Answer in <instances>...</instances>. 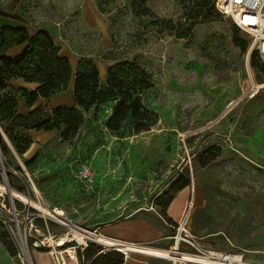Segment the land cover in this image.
I'll list each match as a JSON object with an SVG mask.
<instances>
[{"label": "rangeland", "instance_id": "rangeland-1", "mask_svg": "<svg viewBox=\"0 0 264 264\" xmlns=\"http://www.w3.org/2000/svg\"><path fill=\"white\" fill-rule=\"evenodd\" d=\"M83 1L12 0L10 10L30 33L46 32L73 71L82 60L96 67L134 60L148 75L155 123L120 137L106 128L114 106L108 103L85 114L67 138L53 131L36 143L35 130L24 132L35 146L30 159L17 154L0 129L10 153L4 157L0 144V184L6 181L32 200L38 195L43 206L92 232L159 214L188 181L184 191L192 194L193 207L186 229L200 249L264 264V65L247 59L246 35L214 7L201 8L200 0H92L101 28L82 16ZM235 37L247 43L245 51ZM4 93L19 96L15 89ZM61 94L70 105L61 107L75 106L70 90ZM1 196L9 210L8 196ZM46 222L45 236L70 234L54 220ZM0 234L11 242L3 227ZM131 244L128 257L171 264L157 255L170 244Z\"/></svg>", "mask_w": 264, "mask_h": 264}, {"label": "trees", "instance_id": "trees-1", "mask_svg": "<svg viewBox=\"0 0 264 264\" xmlns=\"http://www.w3.org/2000/svg\"><path fill=\"white\" fill-rule=\"evenodd\" d=\"M200 6L207 12L212 7L215 9L214 0H200ZM234 42L242 51L247 49L244 40L235 37ZM21 44H26V47L17 57L2 55L4 51ZM255 59L258 60L252 54L250 60L253 66ZM13 79H21L25 83L36 84L37 87L32 91H17L19 96L4 93L11 90L7 83ZM104 81L102 84L98 69L90 60H82L73 71L46 32L39 31L30 36L24 28H5L0 35V129L17 154L22 155L31 145V141L23 135L24 132L58 131L62 138H67L83 124L85 114L97 111L108 103H113L114 106L106 128L120 137L138 134L154 125L155 120L147 104L151 85L141 66L134 60L113 63L108 68ZM71 82L74 107L49 109L45 105H39L25 116L18 114L17 98H22L26 108L30 109L39 99L46 100L64 92ZM0 144L3 156H9L1 137ZM17 171L20 172L19 169ZM188 185V181H183L175 190L161 207V217L165 216L174 196ZM4 237V234H0L1 242L11 255H15L12 243ZM101 251L102 248H96L94 255L86 261L92 260L91 264H122L124 261V257L116 251Z\"/></svg>", "mask_w": 264, "mask_h": 264}, {"label": "crops", "instance_id": "crops-1", "mask_svg": "<svg viewBox=\"0 0 264 264\" xmlns=\"http://www.w3.org/2000/svg\"><path fill=\"white\" fill-rule=\"evenodd\" d=\"M12 0H0V35L1 31L5 28H24L28 31L26 26H23L18 20L13 17L11 13ZM80 11L82 16L87 19L91 26L102 27L98 20L96 4L92 0H85L82 2ZM30 33V36L36 34ZM26 47V44L14 46L2 53V55L14 58L21 54ZM60 54V50H59ZM62 57H65L63 55ZM111 64H103L101 67H97L99 77L101 81L105 80L106 72ZM7 85L11 89L16 91L26 90L32 91L37 85L25 83L21 79L10 80ZM70 90L72 92V82L69 83L65 91ZM62 94L51 96L49 99H39L30 109H27L25 102L22 98H17V112L20 115L27 114L30 110L36 108L38 104L47 102L52 108L61 106H70L62 102ZM58 104V105H57ZM52 132L39 131L33 132L31 137L36 143L45 142L50 139ZM34 144L24 153V157L30 159L34 152ZM187 189V188H185ZM190 199L188 192L184 189L178 192L172 201L169 203L165 216L161 217L157 213H146L143 218L136 219H125L117 221L111 224H103L97 227L96 230L99 235H103L104 238L114 240L117 242L125 243L127 245L139 244V245H152L155 248L165 247L168 244L171 245L170 241L166 238L171 236L169 234V225H175L182 221L187 205ZM5 202V201H4ZM5 206V205H4ZM1 227V226H0ZM48 231V224L40 219L32 222L29 231V252L27 255V261L21 260L16 252L13 245L15 255H11L7 250L6 246L0 240V264H84L87 259L92 257L96 251V248H101L100 245L94 243H88L83 248L79 247L73 242L71 237H68V233L59 234L53 237H47L44 235V230ZM93 230V231H94ZM49 232V231H48ZM78 242L77 239H74ZM34 241L42 242L40 249H33L30 244ZM49 242H52L54 246V252L49 249ZM169 246V245H168ZM55 256H58L59 261L55 260ZM102 262V261H100ZM103 264V263H100ZM122 264H155L144 258L142 255H131L130 257L124 258Z\"/></svg>", "mask_w": 264, "mask_h": 264}, {"label": "built area", "instance_id": "built-area-1", "mask_svg": "<svg viewBox=\"0 0 264 264\" xmlns=\"http://www.w3.org/2000/svg\"><path fill=\"white\" fill-rule=\"evenodd\" d=\"M214 6L220 14L228 17L234 27H236V29H238L248 38L249 43L247 49V59L249 60L251 55L255 54L259 62L264 65V0H214ZM28 182L30 183L29 179ZM3 185L8 191H10V188L6 181L3 182ZM28 188H30V190L33 192L31 186H28ZM0 194L3 195L5 193ZM1 195L0 226L8 232L9 238L14 244L18 257L21 260L25 261L20 247L21 242L24 241V245L28 253L29 231L32 222L37 219L46 222L49 217L45 216L40 211L34 209L29 205H26L24 203H18L16 201H11L9 197V210H7V208L4 206L5 203L4 201H2ZM22 195H24L28 200H32L28 194ZM192 198L193 196L191 194L182 221L175 225H169V229H171L173 233L171 236L166 238L171 243L170 247L167 250L170 251V253H173V250H175L176 253L180 254L205 257L206 261L187 263L183 260H179L178 258L170 259L168 261H170L171 264H253L244 262L241 256L237 257L231 254L218 253L213 251H202L200 249L198 241L193 236H191L186 229L189 213L193 207ZM33 201L41 204L40 197L38 195L35 196V200ZM15 202L19 204V207L15 206ZM58 224L62 225L60 223ZM62 226L68 228L65 225ZM77 229L82 230L79 227H77ZM92 233L98 234L96 230L92 231ZM72 240L79 247L83 248L92 239L85 240L83 243H79L74 239ZM49 243V249L54 252V246L52 242ZM30 246L33 249H40L42 247V242L34 241L30 244ZM101 248V253L108 252V250L104 246H101ZM111 251H116L120 253L124 258H127L128 254H131H126L120 249H111ZM55 260L57 262L59 261L58 256H55ZM91 261L92 260L86 261L84 264H91Z\"/></svg>", "mask_w": 264, "mask_h": 264}, {"label": "bare ground", "instance_id": "bare-ground-1", "mask_svg": "<svg viewBox=\"0 0 264 264\" xmlns=\"http://www.w3.org/2000/svg\"><path fill=\"white\" fill-rule=\"evenodd\" d=\"M33 190L35 191V193H37L35 186L33 187ZM0 193H5L6 195H8V197L10 198L11 201H16L18 203H24L26 205H29V206L33 207L34 209L40 211L42 214L49 217L50 219H52V220H54V221H56L62 225L67 226L69 231H70L69 235H73V236L78 237L79 243H83L85 240L92 239V240H94L95 243L100 244L101 246H104L108 251H110L111 249H120L122 252H124L126 254L128 251L131 250V248H135V245H127L125 243L106 239L102 236H99L98 234H93L91 231H86L84 229H82V230L77 229V227L75 225H73L70 221H68L67 219L64 218V215L61 211L52 210V209L47 208V207H45V206H43V205H41V204H39L33 200H28L24 195H22L20 192H17L15 190L10 189V191H8L3 184H0ZM94 236L95 237L97 236V238L93 239ZM20 247H21L23 256L25 258V262H26L27 261L26 258H27L28 253H27L26 247L24 245V241L21 242ZM144 250L145 251H154V250L148 249V248H145ZM173 251H174L173 253H170V251H157L158 252L157 255L164 257L167 260L178 258L179 260H183L184 262H187V263H196V262L206 261L205 257L190 256L188 254L186 255V254L176 253L175 250H173Z\"/></svg>", "mask_w": 264, "mask_h": 264}]
</instances>
